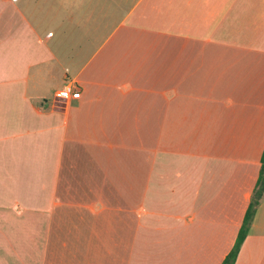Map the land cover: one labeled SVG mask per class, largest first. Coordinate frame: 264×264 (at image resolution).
I'll return each instance as SVG.
<instances>
[{
	"label": "crops",
	"instance_id": "obj_1",
	"mask_svg": "<svg viewBox=\"0 0 264 264\" xmlns=\"http://www.w3.org/2000/svg\"><path fill=\"white\" fill-rule=\"evenodd\" d=\"M88 3L0 0V264H221L264 148V0H133L79 59ZM234 264H264V191Z\"/></svg>",
	"mask_w": 264,
	"mask_h": 264
},
{
	"label": "rangeland",
	"instance_id": "obj_2",
	"mask_svg": "<svg viewBox=\"0 0 264 264\" xmlns=\"http://www.w3.org/2000/svg\"><path fill=\"white\" fill-rule=\"evenodd\" d=\"M132 1L133 0H92L89 2V0H79L80 5L89 2L88 8H85V6H79L80 16L90 12V14L95 17V21L92 24H88L89 30L93 32V34L89 35V39L84 38L85 34L79 33V59L83 57L85 58L92 49L97 46L99 38L102 35H105L110 28L115 26L121 15H124L128 10ZM102 5L104 6V9L101 8ZM103 11L105 15H102ZM98 21L101 22L100 25L97 24ZM83 28L87 30L86 27Z\"/></svg>",
	"mask_w": 264,
	"mask_h": 264
},
{
	"label": "trees",
	"instance_id": "obj_3",
	"mask_svg": "<svg viewBox=\"0 0 264 264\" xmlns=\"http://www.w3.org/2000/svg\"><path fill=\"white\" fill-rule=\"evenodd\" d=\"M263 191H264V148L261 155V166H260L259 176L256 183V188L254 190V194L250 200L243 222L239 228L236 241L233 247L231 248V250L229 251V253L223 259L221 264H234L240 246L248 233L249 225L253 219L254 213L256 211V207L259 203Z\"/></svg>",
	"mask_w": 264,
	"mask_h": 264
},
{
	"label": "built area",
	"instance_id": "obj_4",
	"mask_svg": "<svg viewBox=\"0 0 264 264\" xmlns=\"http://www.w3.org/2000/svg\"><path fill=\"white\" fill-rule=\"evenodd\" d=\"M75 85L72 82H67L57 93V97L67 99L74 94Z\"/></svg>",
	"mask_w": 264,
	"mask_h": 264
}]
</instances>
